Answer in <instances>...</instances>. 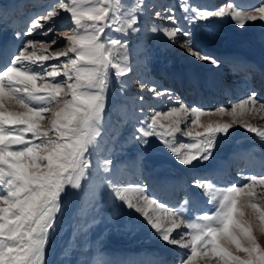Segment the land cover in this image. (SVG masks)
I'll list each match as a JSON object with an SVG mask.
<instances>
[{
  "label": "snow or ice",
  "instance_id": "1",
  "mask_svg": "<svg viewBox=\"0 0 264 264\" xmlns=\"http://www.w3.org/2000/svg\"><path fill=\"white\" fill-rule=\"evenodd\" d=\"M180 7L186 13L184 19L192 22L230 15L238 27L244 28L246 22L264 21V6L255 12L235 8L196 10L187 0H181ZM58 9L70 14L75 25L59 34L64 45L49 53V46L56 44V39L50 44L27 40L10 66L0 69V264H46V246L50 235L56 233L62 194L68 188L80 189L81 181L95 171L89 147L101 134L110 70H114L118 81L132 71L115 54L116 46L125 47L127 41L101 38L105 28L116 20L114 13L110 16L109 0H96L87 8L82 0H59L52 10L32 19L24 34L31 35L50 24L60 14ZM189 12L191 16L187 15ZM155 16L172 25L162 29L170 40L186 37L182 46L190 55L219 66L215 57L191 46V33L177 22L175 6L167 7L163 16L160 11ZM138 23V17L132 15L128 28L139 32ZM53 31L50 25L43 34ZM151 31L157 32L158 27L154 25ZM61 57L68 58L67 62L45 66V62L59 61ZM30 65H37L41 71H34ZM59 76L64 79L57 80ZM139 87L143 90L145 85L141 83ZM148 90L157 98L172 95L170 90L158 92L155 86ZM138 100L143 104L144 97L140 95ZM189 113L191 125L182 132L180 125ZM253 113H264V103L259 102L255 91L230 110L220 107L205 112L181 103L166 113L156 111L147 116L134 138L146 146L148 138L157 137L179 163L193 165L209 160L217 137L227 136L234 124H241L264 140V128L247 122L246 117ZM203 115L219 119L201 123ZM224 116L230 119L225 121ZM161 119L170 123L165 126ZM194 128L203 131L194 132ZM177 133L191 137L192 142L177 145ZM111 163L110 159L105 161V172ZM104 183L115 201L140 214L164 242L187 250L180 264H264V246L253 235L257 217L264 233V207L255 202L256 186L264 189V175L247 176L242 185L224 189H217L211 180H195L192 186L202 190L213 205L212 211L195 220L186 218L181 208L165 207L144 186L121 187L112 177H105ZM260 199L264 200V192ZM188 202L185 197L184 204ZM182 226L189 231L177 232L174 237L173 232Z\"/></svg>",
  "mask_w": 264,
  "mask_h": 264
},
{
  "label": "rangeland",
  "instance_id": "2",
  "mask_svg": "<svg viewBox=\"0 0 264 264\" xmlns=\"http://www.w3.org/2000/svg\"><path fill=\"white\" fill-rule=\"evenodd\" d=\"M22 1L24 0H0V46L4 53L9 55V60L1 69L10 66V61L27 40L50 44L56 39L57 43L50 44L48 52L59 50L64 45V38L59 34L75 26L70 14L58 9L60 14L54 17L50 24H45L43 29H36L31 35H25L31 20L52 10L58 5L59 0H25L24 2L28 1L25 4ZM180 2L181 0H109L112 6L110 16L114 13L116 20L111 27L105 28L101 38L108 41L111 39L127 41L125 47L116 46L115 54L117 59L122 64L127 63L132 71L118 81L114 70H110L101 134L89 147L95 171L81 181L80 189L68 188L66 193L62 194L56 233L50 235L46 246V264H152V262L161 264L158 256L168 257V254L175 257L169 264H180L187 250L164 242L140 214L115 201L104 183L105 177L114 178L121 187L144 186L146 192L165 207L181 208L186 218L195 220L204 212L213 210L209 197L202 190L192 186L195 180H211L217 189H224L233 184L242 185L246 182L247 176L264 175L263 169L258 170L261 165L252 161L264 150V143L253 133L244 134L247 131L241 124H234L227 136L217 137L209 160L196 161L188 166L179 163L157 137L148 138L146 146H142L134 138L136 129L147 116L154 115L156 111L166 113L172 107H179L181 103L189 108L198 107L205 112L215 111L220 107L230 110L253 91L257 93L259 102L264 103L260 79L262 76L260 66L264 65V61L259 62V59L264 60V46L261 45L259 38L264 34V21L246 22L244 28L238 27L230 15L192 22L184 19L186 13L181 10ZM187 2L196 10L213 11L221 8L231 11L235 8L242 12H255L258 7L264 6V0H187ZM95 3L96 0H82L85 8ZM169 6H175L177 22L191 33V46L206 56L216 58L217 50L226 47H238L246 54L245 46H253L256 52L251 54V61H256L258 66L253 63L248 65L245 68L247 72L243 73L240 85L236 88L239 93L243 91L241 85L248 83L249 91L244 97L231 100L227 97L230 92L220 93L213 97V100L217 98L219 101L210 103L208 88L202 89L203 93L197 99L194 87L189 96L182 98L177 93L174 95L172 86L165 85L163 80L155 75L164 67L178 65L184 72L194 75V79L203 80V84L207 86L205 75L218 77L221 74L219 72H222L215 70L217 66L207 60L194 59L182 46L187 40L186 37L177 36L176 40L172 41L163 33V28H171L172 25L169 21L156 17L155 13L160 11L163 16ZM132 15L138 17L140 31L136 33L128 28V20ZM187 15L191 16L192 12ZM50 25L54 27V31L44 35ZM154 25L158 27L155 33L151 31ZM17 32L21 33L19 37L16 35ZM67 59L61 57L59 61L49 60L45 62V66L67 62ZM217 60L220 62V59ZM30 67L34 71H41L37 65ZM56 79L62 80L64 77L59 76ZM141 83L145 85L143 90L139 87ZM152 86L161 93L170 90L171 98L167 94L154 97L148 90ZM199 92L200 89L197 93ZM140 95L144 97L143 104L138 100ZM252 115L246 117L247 122L255 127L264 128V118L258 122L253 119L255 115L254 117ZM209 119L217 120L219 117L210 118L203 115L201 123L208 122ZM223 119L228 121L230 118L224 116ZM191 120L192 116L189 113L185 123L180 125L182 132L187 131ZM161 123L167 126L170 120L161 119ZM193 131L203 129L194 128ZM175 139L177 145L192 142L191 137L183 136L181 133H177ZM109 159L112 163L105 172V161ZM230 159L232 162L229 165L225 167L218 165L220 160L224 162ZM153 161H158V165H154ZM208 170L218 173L212 175L214 172ZM167 176H180L179 184L167 183L164 180ZM256 187L258 195L255 202L264 207V200L260 199L264 189ZM69 192L71 195H68ZM185 197H188V204H184ZM260 229L261 222L257 217L253 235L264 246V233ZM181 231L189 230L182 226L173 232V236L176 237V233Z\"/></svg>",
  "mask_w": 264,
  "mask_h": 264
},
{
  "label": "bare ground",
  "instance_id": "3",
  "mask_svg": "<svg viewBox=\"0 0 264 264\" xmlns=\"http://www.w3.org/2000/svg\"><path fill=\"white\" fill-rule=\"evenodd\" d=\"M25 1V0H24ZM24 1H22L23 2V4H25V3H27V1L26 2H24ZM20 4V3H19ZM19 4H18V6H19ZM262 34V33H261ZM260 39H261V42H262V46H264V34L263 35H261V37H259ZM253 46H251V45H247V46H245V53L246 54H240V56L238 57L239 58V62H240V64H239V66H240V68H238V66L237 65H235L236 67L235 68H232L233 67V62H231V61H225V60H221L220 59V62H219V66L218 67H215V70H217V71H221L222 70V72H221V75L222 76H224V78H225V81L227 82V85L226 86H224L222 89H221V91L220 92H222V93H226V92H231L232 93V95H231V97H230V99L231 100H234V99H237V98H240V97H244V95H245V93H248V88H246L245 89V91L243 92V93H236L235 92V90H236V88H237V86L238 85H240V83H239V81H240V79L241 78H243V73L241 72L242 70H241V68L243 67V65L245 64V59L246 58H248V55H251V54H253V52L255 51L253 48H252ZM225 49H232V48H228V47H226ZM243 51V50H242ZM256 52V51H255ZM220 52L218 51L217 53H216V59H219L218 57L220 56V57H222L220 54H219ZM223 54V53H222ZM2 58H4V56H3V53H1V50H0V60L2 59ZM194 59H197L196 57H194ZM263 59V58H262ZM262 59H259V62L260 63H262V61H264V60H262ZM4 62L3 63H5V59L3 60ZM249 64H252V61L251 62H249ZM263 66V65H262ZM223 67V68H222ZM261 72H262V76H261V80H262V87H263V93H262V95L261 96H263L264 97V66H263V69H261ZM159 77H161L160 75H159ZM166 77H168V78H170L169 76H166ZM227 77V78H226ZM172 80V79H171ZM165 83V82H164ZM245 84H246V86H249L248 85V83L247 82H245ZM165 85H172V82L170 81V80H168L166 83H165ZM198 85V88L200 87V85L199 84H197ZM173 94L175 95V90H174V92H173ZM198 97H200V96H198ZM258 107V106H257ZM254 115H255V117H254ZM264 114L262 113V115H256L255 113L252 115V117H254L253 119H255V120H257L258 122L259 121H261V120H263V118H264V116H263ZM256 121V122H257ZM247 131V130H246ZM245 133H250V132H244V134ZM254 134V133H253ZM244 136V135H243ZM255 160V162L256 161H259V162H261L260 164L261 165H263L264 166V155H261V156H259V157H257L256 159H254ZM232 162V159H230V160H224V162H221V160L218 162V165H224V167L225 166H227V165H229V163H231ZM256 163H258V162H256ZM213 166V165H212ZM203 168H204V166H203ZM207 168V167H206ZM208 171H213V170H208ZM208 171H207V173H208ZM261 171V170H260ZM214 172V171H213ZM217 173V171L216 172H214V174H212V175H215ZM180 177V176H179ZM179 177H177V176H170V177H165L164 178V180H166V182L168 183L169 182V184H173V185H178L179 184ZM170 255H168V257H169ZM167 257V256H166ZM175 259V258H174ZM173 259V260H174ZM165 260H167V259H165Z\"/></svg>",
  "mask_w": 264,
  "mask_h": 264
},
{
  "label": "water",
  "instance_id": "4",
  "mask_svg": "<svg viewBox=\"0 0 264 264\" xmlns=\"http://www.w3.org/2000/svg\"><path fill=\"white\" fill-rule=\"evenodd\" d=\"M155 164H157V162H155Z\"/></svg>",
  "mask_w": 264,
  "mask_h": 264
}]
</instances>
